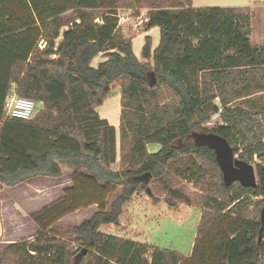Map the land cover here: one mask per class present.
Instances as JSON below:
<instances>
[{
  "label": "trees",
  "instance_id": "1",
  "mask_svg": "<svg viewBox=\"0 0 264 264\" xmlns=\"http://www.w3.org/2000/svg\"><path fill=\"white\" fill-rule=\"evenodd\" d=\"M176 1L174 9L148 11L144 26L159 27V42L151 49L145 35L139 60L131 41L116 35L111 0H0V190L38 174L59 176L58 161L87 171L30 214L38 230L1 247L0 264H264V133L252 111L234 104L264 91V44L251 42L247 11ZM98 8L110 10L95 22L90 10ZM68 11L78 19L70 26ZM118 79L126 80L119 135L128 148L115 169L116 129L96 107ZM158 86L177 102L153 101ZM11 89L42 104L32 118L5 116ZM213 114L220 123L207 129ZM209 133L241 159H263L254 164L257 186L223 183ZM150 143L159 149L149 152ZM183 156L196 161L181 178L204 193L189 255L100 231L118 224L122 206L142 190L154 204L161 189L170 208L191 205L168 178L169 162ZM92 204L88 218L57 232L60 218Z\"/></svg>",
  "mask_w": 264,
  "mask_h": 264
},
{
  "label": "rangeland",
  "instance_id": "2",
  "mask_svg": "<svg viewBox=\"0 0 264 264\" xmlns=\"http://www.w3.org/2000/svg\"><path fill=\"white\" fill-rule=\"evenodd\" d=\"M183 2L185 0H182ZM113 8H98L90 10L94 15V21L100 22L101 15L106 11H113L117 19H121L120 26L116 27V35L131 41L132 50L135 56L141 60V49L144 44L145 35L151 38V49H154L159 42V27L145 28L144 20L150 9L153 8H176V0H111ZM191 2V0H190ZM194 4L200 6H237L243 7L241 11L250 14L251 33L250 40L254 44H264V0H193ZM65 19L78 22L73 11L64 15ZM120 17V18H118ZM60 29V35L68 27ZM61 37L59 36L57 40ZM43 47V42H39ZM103 59L102 54H97L91 65L96 66ZM126 80L118 79L111 83L110 93L103 100L102 104L96 107L100 118L106 119L116 129V140L118 155L113 167H119L120 155L126 151L128 144L122 143L119 135L121 122L122 102L125 99L121 94L122 85ZM156 95L152 98L159 106L172 105L177 102V96L168 88L158 86L155 88ZM218 104V100H214ZM252 111L254 118L262 126L264 133V91L255 93L245 100H238L234 103ZM37 102V108H41ZM35 111V113H36ZM34 113V114H35ZM134 117L133 114H127ZM220 123L218 114H213L203 126L207 129ZM264 135V134H263ZM122 144V149L120 148ZM154 143L147 145L149 152L152 151ZM238 156V155H237ZM196 160L192 156H183L172 160L168 164V178L173 187L180 189L188 195L192 204L180 203L176 208H170L163 201V191L154 190L158 197V203L154 204L153 199L145 190L134 193L131 198L122 206V213L119 216V223L116 225H102L101 232H112L117 236L129 238L134 241L148 243L160 248L177 250V252H188L190 245L194 242L198 219L201 211V204L204 193L194 187L193 183L181 178V173ZM263 161L254 155L255 162ZM60 166V165H59ZM60 176L37 175L20 184L6 186L0 190V248L10 241H16L33 233L34 223L30 214L38 211L51 202L61 198L66 187L73 184L77 172L86 174L85 169L76 170L66 162H62ZM152 185V184H151ZM150 185V186H151ZM118 195V191L109 198ZM264 204V202H263ZM97 209L96 205L78 209L68 215L62 222H57V232L68 225H77L83 219L89 217ZM16 211L18 213L16 214Z\"/></svg>",
  "mask_w": 264,
  "mask_h": 264
},
{
  "label": "water",
  "instance_id": "3",
  "mask_svg": "<svg viewBox=\"0 0 264 264\" xmlns=\"http://www.w3.org/2000/svg\"><path fill=\"white\" fill-rule=\"evenodd\" d=\"M205 143L214 150L225 185L239 182L245 187L257 186L255 167L248 161L235 155L225 138L209 133L205 136ZM260 218L261 222L264 223V204L260 209Z\"/></svg>",
  "mask_w": 264,
  "mask_h": 264
},
{
  "label": "built area",
  "instance_id": "4",
  "mask_svg": "<svg viewBox=\"0 0 264 264\" xmlns=\"http://www.w3.org/2000/svg\"><path fill=\"white\" fill-rule=\"evenodd\" d=\"M120 24L121 19H117V27L120 26ZM36 108L37 102L35 100L16 94L14 89H11L7 93L3 102L4 114L9 117L30 119L33 117Z\"/></svg>",
  "mask_w": 264,
  "mask_h": 264
},
{
  "label": "crops",
  "instance_id": "5",
  "mask_svg": "<svg viewBox=\"0 0 264 264\" xmlns=\"http://www.w3.org/2000/svg\"><path fill=\"white\" fill-rule=\"evenodd\" d=\"M191 5L193 6V7H198V6H196L195 4H194V2H193V0H191ZM200 7H207V6H200ZM224 7V6H223ZM230 7H234V8H237V9H242L243 7H237V6H230ZM146 19V18H145ZM250 26H251V24H250ZM149 31V29L147 30V32ZM41 104V103H40ZM42 105V104H41ZM152 151L151 152H155V151H157L158 149H159V145L158 144H156V143H154V145L152 146ZM61 163H62V161H58V164L61 166ZM80 169H82V168H79V169H76V170H80ZM38 175H40V174H38ZM35 176H37V175H35ZM60 176V175H59ZM31 177H33V176H31ZM31 177H29V178H31ZM58 177V176H57ZM26 179H28V178H26ZM26 179H24V180H26ZM23 181V180H22ZM21 181V182H22ZM21 182H19V183H17V184H20ZM14 185H16V184H14ZM13 186V185H12ZM3 188H6V186H3ZM92 205H94V204H92ZM91 206V205H90ZM89 207V206H88ZM80 209H82V208H80ZM78 211V209L77 210H75L74 212H77ZM18 213V211H16V214ZM73 212H71V213H69V214H67V215H65V216H63L62 218H60L59 219V221L58 222H62V220H64L68 215H70V214H72ZM88 218V217H87ZM86 219V218H85ZM84 220V219H83ZM32 221V220H31ZM33 222V221H32ZM34 223V222H33ZM102 227L103 226H101L100 227V229H102ZM38 230V228H37V226H36V224L34 223V230H33V233L32 234H29L28 236H25L24 238H26V237H29V236H32L34 233H36V231ZM103 232H105V233H108V234H113V235H115L114 233H112V232H107V231H103ZM0 236H1V234H0ZM10 242H12V241H10ZM9 243V242H8ZM192 245H193V243L190 245V247H189V250H188V252H179V253H181V254H184V255H189L190 254V252H191V248H192ZM175 251H177V250H175Z\"/></svg>",
  "mask_w": 264,
  "mask_h": 264
}]
</instances>
